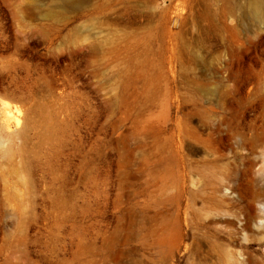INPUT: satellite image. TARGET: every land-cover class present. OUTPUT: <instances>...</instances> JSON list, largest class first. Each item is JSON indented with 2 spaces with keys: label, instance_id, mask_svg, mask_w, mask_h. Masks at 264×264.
I'll return each instance as SVG.
<instances>
[{
  "label": "rangeland",
  "instance_id": "obj_1",
  "mask_svg": "<svg viewBox=\"0 0 264 264\" xmlns=\"http://www.w3.org/2000/svg\"><path fill=\"white\" fill-rule=\"evenodd\" d=\"M260 201L264 12L0 0V264H233Z\"/></svg>",
  "mask_w": 264,
  "mask_h": 264
},
{
  "label": "bare ground",
  "instance_id": "obj_2",
  "mask_svg": "<svg viewBox=\"0 0 264 264\" xmlns=\"http://www.w3.org/2000/svg\"><path fill=\"white\" fill-rule=\"evenodd\" d=\"M248 8L255 17L262 18L264 12V0H248ZM3 105V116L6 122L8 124H13L17 127V125H19V123L22 121V113L20 110L21 108H19V106L16 104H9L8 102ZM262 206L264 207V202L260 201L258 203L257 209H260V211L263 210ZM262 221H264V219ZM236 222L237 221L233 219L230 220L228 223L236 225ZM263 223L261 222L260 217L258 215H255L249 219H245L244 221L240 222L238 226L235 227V231L242 234L243 241H247V243L244 244L242 248H240L237 253V257L232 256L233 264H261V262L257 259L256 254L252 252L253 250H251L250 248L251 243L249 242L253 239H256L255 237L251 236V232L255 228L258 229L264 226Z\"/></svg>",
  "mask_w": 264,
  "mask_h": 264
}]
</instances>
